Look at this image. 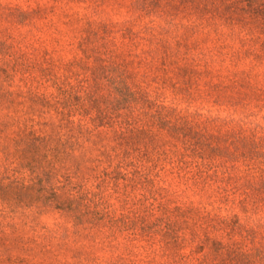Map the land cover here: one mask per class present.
I'll return each mask as SVG.
<instances>
[{
    "label": "rangeland",
    "instance_id": "obj_1",
    "mask_svg": "<svg viewBox=\"0 0 264 264\" xmlns=\"http://www.w3.org/2000/svg\"><path fill=\"white\" fill-rule=\"evenodd\" d=\"M0 264H264V0H0Z\"/></svg>",
    "mask_w": 264,
    "mask_h": 264
}]
</instances>
